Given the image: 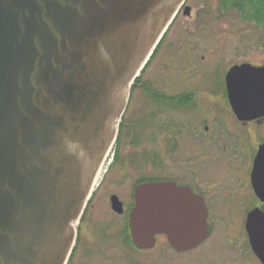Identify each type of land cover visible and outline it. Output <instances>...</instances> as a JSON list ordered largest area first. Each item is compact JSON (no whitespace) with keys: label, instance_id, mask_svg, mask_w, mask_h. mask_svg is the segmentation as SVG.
Returning <instances> with one entry per match:
<instances>
[{"label":"water","instance_id":"obj_1","mask_svg":"<svg viewBox=\"0 0 264 264\" xmlns=\"http://www.w3.org/2000/svg\"><path fill=\"white\" fill-rule=\"evenodd\" d=\"M184 1L0 0V264L67 263L130 85ZM226 85L239 119L264 114V65L232 66ZM160 188H135L136 248L162 230ZM249 231L264 255V219Z\"/></svg>","mask_w":264,"mask_h":264},{"label":"flooded vegetation","instance_id":"obj_2","mask_svg":"<svg viewBox=\"0 0 264 264\" xmlns=\"http://www.w3.org/2000/svg\"><path fill=\"white\" fill-rule=\"evenodd\" d=\"M170 26L144 67L147 74L154 71L157 51ZM160 62L164 70L171 71L165 75L171 81L155 84L148 79L130 88L117 124L114 150L76 224L68 264L85 238L88 249L97 245L92 238H120L129 244L135 188L145 183L161 184L162 230L148 249L161 244L164 253L190 254V264H264L259 251L263 248L249 231L251 220L264 219V163L259 166L256 158L264 144V114L239 119L226 85L232 66H263L264 62L233 63L223 75L216 73L214 78L208 76L192 85L182 83L173 59ZM196 63L192 58L184 68L190 67L198 79ZM140 91L144 110L131 118L133 97ZM224 108L227 115L218 114ZM252 139L257 143L255 148ZM123 145L130 150H121ZM112 196L121 203V212L112 208ZM99 197L106 201V214L99 209L101 205L97 209ZM178 260L181 264L183 259Z\"/></svg>","mask_w":264,"mask_h":264},{"label":"rangeland","instance_id":"obj_3","mask_svg":"<svg viewBox=\"0 0 264 264\" xmlns=\"http://www.w3.org/2000/svg\"><path fill=\"white\" fill-rule=\"evenodd\" d=\"M190 6V13L185 14L183 9L172 22L165 39L157 51L154 71L144 72L141 80L148 79L155 84L171 81L165 75L171 72L164 70L160 61H175L176 71L182 74L180 79L183 84H195L203 81L208 76L223 75L228 66L240 62H264V28L251 21L244 20L234 9L220 10L219 0H187ZM204 57V62H202ZM198 69L196 79L191 68L185 65L192 60ZM182 68V69H181ZM194 69V68H193ZM215 83V82H214ZM142 91L136 92L131 105L130 116L136 117L144 110L140 99L144 96ZM222 116H226L227 109H221ZM226 114V115H225ZM126 115V113H125ZM252 139V145L256 147ZM100 170L99 179L93 189L97 187L103 170L105 169L111 154L114 150V143L110 147ZM121 150H130V147L123 145ZM140 159L142 157L140 156ZM158 176L157 171L151 172ZM110 179V177H108ZM99 197V209L105 212V202ZM109 215V214H107ZM108 217V216H106ZM77 224V223H76ZM96 246L88 249L87 239L82 240L77 246L70 264H190L192 257L181 254L163 252L164 247L160 245L153 249L139 250L136 247L127 245L124 239H100L95 241ZM106 242V243H105ZM163 248V249H162Z\"/></svg>","mask_w":264,"mask_h":264},{"label":"trees","instance_id":"obj_4","mask_svg":"<svg viewBox=\"0 0 264 264\" xmlns=\"http://www.w3.org/2000/svg\"><path fill=\"white\" fill-rule=\"evenodd\" d=\"M219 4L220 10L234 9L242 19L251 21L264 28V0H219ZM143 73L144 69L136 77L134 84L143 83L141 80ZM127 239L129 244L133 246L128 237Z\"/></svg>","mask_w":264,"mask_h":264},{"label":"bare ground","instance_id":"obj_5","mask_svg":"<svg viewBox=\"0 0 264 264\" xmlns=\"http://www.w3.org/2000/svg\"><path fill=\"white\" fill-rule=\"evenodd\" d=\"M97 180H98V176L95 178V181H94V185L93 186L96 185Z\"/></svg>","mask_w":264,"mask_h":264}]
</instances>
